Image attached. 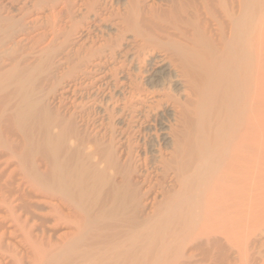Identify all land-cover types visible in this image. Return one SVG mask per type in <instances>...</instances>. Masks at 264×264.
Instances as JSON below:
<instances>
[{"label": "bare ground", "instance_id": "6f19581e", "mask_svg": "<svg viewBox=\"0 0 264 264\" xmlns=\"http://www.w3.org/2000/svg\"><path fill=\"white\" fill-rule=\"evenodd\" d=\"M0 264H264V0H0Z\"/></svg>", "mask_w": 264, "mask_h": 264}]
</instances>
